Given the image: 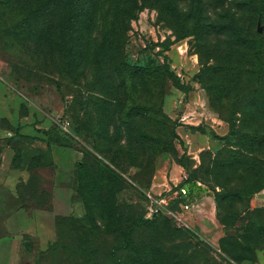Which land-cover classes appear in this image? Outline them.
I'll return each mask as SVG.
<instances>
[{
  "label": "rangeland",
  "instance_id": "1",
  "mask_svg": "<svg viewBox=\"0 0 264 264\" xmlns=\"http://www.w3.org/2000/svg\"><path fill=\"white\" fill-rule=\"evenodd\" d=\"M0 88L30 264H264V0H0Z\"/></svg>",
  "mask_w": 264,
  "mask_h": 264
},
{
  "label": "crops",
  "instance_id": "2",
  "mask_svg": "<svg viewBox=\"0 0 264 264\" xmlns=\"http://www.w3.org/2000/svg\"><path fill=\"white\" fill-rule=\"evenodd\" d=\"M7 90L0 88V264H30L31 239L37 241L32 254L46 251V212L39 201L40 168H36L35 187L30 181L27 150L14 146L15 139L22 143L28 138L13 136L12 90Z\"/></svg>",
  "mask_w": 264,
  "mask_h": 264
},
{
  "label": "built area",
  "instance_id": "3",
  "mask_svg": "<svg viewBox=\"0 0 264 264\" xmlns=\"http://www.w3.org/2000/svg\"><path fill=\"white\" fill-rule=\"evenodd\" d=\"M179 198L182 203L180 204V207L183 210H188L192 206V202L195 200L193 197V194H191L190 190L187 186L184 187H178L176 188L171 195L168 198H159V199H151V205L153 208V213L158 216L161 214H167L171 215L176 221L181 222V219L177 216H175L171 211L169 210L170 204L174 203V200Z\"/></svg>",
  "mask_w": 264,
  "mask_h": 264
},
{
  "label": "trees",
  "instance_id": "4",
  "mask_svg": "<svg viewBox=\"0 0 264 264\" xmlns=\"http://www.w3.org/2000/svg\"><path fill=\"white\" fill-rule=\"evenodd\" d=\"M184 186H186V185H184V184H180L178 187H184Z\"/></svg>",
  "mask_w": 264,
  "mask_h": 264
},
{
  "label": "water",
  "instance_id": "5",
  "mask_svg": "<svg viewBox=\"0 0 264 264\" xmlns=\"http://www.w3.org/2000/svg\"><path fill=\"white\" fill-rule=\"evenodd\" d=\"M258 33H260L261 32V30L260 29H258V31H257Z\"/></svg>",
  "mask_w": 264,
  "mask_h": 264
}]
</instances>
